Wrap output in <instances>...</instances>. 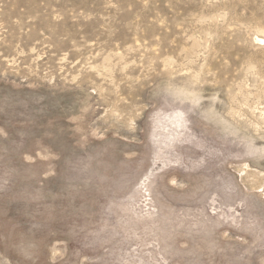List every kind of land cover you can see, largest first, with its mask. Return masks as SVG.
I'll list each match as a JSON object with an SVG mask.
<instances>
[{
  "label": "rangeland",
  "instance_id": "374dc122",
  "mask_svg": "<svg viewBox=\"0 0 264 264\" xmlns=\"http://www.w3.org/2000/svg\"><path fill=\"white\" fill-rule=\"evenodd\" d=\"M0 264H264V0H0Z\"/></svg>",
  "mask_w": 264,
  "mask_h": 264
}]
</instances>
